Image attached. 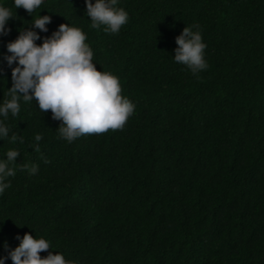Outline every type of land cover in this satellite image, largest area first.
I'll return each mask as SVG.
<instances>
[{"label":"trees","instance_id":"trees-1","mask_svg":"<svg viewBox=\"0 0 264 264\" xmlns=\"http://www.w3.org/2000/svg\"><path fill=\"white\" fill-rule=\"evenodd\" d=\"M0 5L13 15L0 36V101L18 30L46 38L68 24L135 105L122 128L69 143L50 110L20 100L0 139V160L19 152L0 194V257L29 233L50 243L41 258L75 264H264V0H118L128 20L116 34L91 27L84 0H43L30 15ZM39 15L51 18L46 32L32 28ZM192 25L206 44L196 74L172 58Z\"/></svg>","mask_w":264,"mask_h":264},{"label":"clouds","instance_id":"clouds-1","mask_svg":"<svg viewBox=\"0 0 264 264\" xmlns=\"http://www.w3.org/2000/svg\"><path fill=\"white\" fill-rule=\"evenodd\" d=\"M43 3V0H12L15 9L23 8L29 15ZM86 16L91 27L103 26L106 33L116 34L128 20L127 11L118 7V0H84ZM13 17L11 10L0 5V36L7 35L8 20ZM49 15L36 18L32 28L46 32ZM195 29V31L193 30ZM42 39L38 46L34 42ZM86 35L79 27L61 24L50 37L41 38L30 29L18 30L17 38L7 43L5 59L12 68V86L7 90V98L0 101V139L8 135L5 120L9 114L15 117L20 111V100L35 99L40 112L51 111L52 119L61 121L57 128L61 138L71 143L84 134H99L109 129L124 126L133 114L135 105L121 93L119 78L109 71H97L92 61L93 52L85 43ZM178 47L173 60L187 66L193 74L207 68L204 59L206 44L202 42L199 25L185 26L175 38ZM19 94H23L22 98ZM15 141L17 137L10 138ZM41 136L37 134L35 140ZM19 152L9 149L6 159L0 160V194L10 187L7 178L14 175L9 164L15 163ZM35 165L29 170L35 174ZM18 246L0 257V264L10 259L12 264H75L66 260L60 252L41 258L40 252L51 249L45 238H35L29 233L16 237ZM7 249V244H4Z\"/></svg>","mask_w":264,"mask_h":264}]
</instances>
